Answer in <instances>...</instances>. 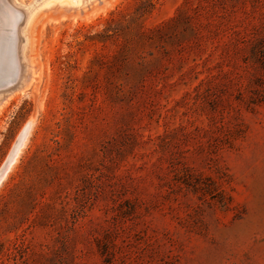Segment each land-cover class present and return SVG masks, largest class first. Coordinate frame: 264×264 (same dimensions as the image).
<instances>
[{
	"label": "rangeland",
	"instance_id": "obj_1",
	"mask_svg": "<svg viewBox=\"0 0 264 264\" xmlns=\"http://www.w3.org/2000/svg\"><path fill=\"white\" fill-rule=\"evenodd\" d=\"M56 7L0 100V264H264V0Z\"/></svg>",
	"mask_w": 264,
	"mask_h": 264
},
{
	"label": "bare ground",
	"instance_id": "obj_2",
	"mask_svg": "<svg viewBox=\"0 0 264 264\" xmlns=\"http://www.w3.org/2000/svg\"><path fill=\"white\" fill-rule=\"evenodd\" d=\"M89 1L90 0H73V1L32 0L29 5H26V3H22L20 0H3L4 14L6 17L5 26L7 28L9 27V29L5 28L3 33L7 34V35H11L14 38L15 60L11 63V66L13 64V66H14L13 69L15 70V73H17V75L19 76V82H18L17 86L11 92L6 93V94H0V100L7 98L8 96H10L11 94H13L14 92H16L18 90L21 91V87L23 85L24 75L27 72V62L29 60L28 54L31 50L30 49L31 32H32L31 27L34 24V21H35L37 15H39V13L41 14L42 10L52 9L53 7H56V6L59 8L65 7L67 9L70 8V9L79 11L82 8L86 7V5L89 3ZM95 13H96V11H95ZM41 17H42V15H41ZM35 23H36V21H35ZM33 28H34V25H33ZM23 64H25L26 66L24 67ZM9 65H10V63H9ZM15 96H16V94H15ZM13 97H14V95H13ZM9 100H7V101H9ZM27 133L24 135L22 143L26 139ZM19 147L20 146L17 145V147L14 148L11 156L9 157V160L7 161V163L5 164L3 169L0 171V181L6 175L7 171L10 169V167L15 162L17 155H19V154H17ZM1 182H0V184H1Z\"/></svg>",
	"mask_w": 264,
	"mask_h": 264
},
{
	"label": "water",
	"instance_id": "obj_3",
	"mask_svg": "<svg viewBox=\"0 0 264 264\" xmlns=\"http://www.w3.org/2000/svg\"><path fill=\"white\" fill-rule=\"evenodd\" d=\"M4 3L0 0V94L11 92L19 82V76L15 73L13 65L15 60L14 38L4 34L5 26ZM9 65V66H7Z\"/></svg>",
	"mask_w": 264,
	"mask_h": 264
}]
</instances>
